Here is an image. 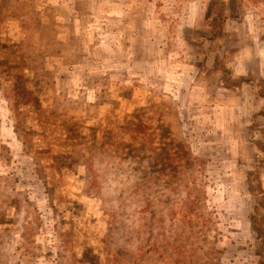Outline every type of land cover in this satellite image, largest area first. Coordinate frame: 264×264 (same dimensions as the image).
I'll return each mask as SVG.
<instances>
[{"label": "rangeland", "instance_id": "1", "mask_svg": "<svg viewBox=\"0 0 264 264\" xmlns=\"http://www.w3.org/2000/svg\"><path fill=\"white\" fill-rule=\"evenodd\" d=\"M228 1L0 0V264H264V0Z\"/></svg>", "mask_w": 264, "mask_h": 264}, {"label": "trees", "instance_id": "2", "mask_svg": "<svg viewBox=\"0 0 264 264\" xmlns=\"http://www.w3.org/2000/svg\"><path fill=\"white\" fill-rule=\"evenodd\" d=\"M242 6L243 4L242 2L240 3L239 0H229L228 3H223L222 8L224 7L228 13L223 20L224 24L227 23V21H238L243 19L245 13L241 8ZM210 40L212 39L210 38Z\"/></svg>", "mask_w": 264, "mask_h": 264}]
</instances>
